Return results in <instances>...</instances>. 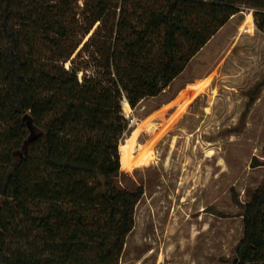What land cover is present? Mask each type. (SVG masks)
Returning <instances> with one entry per match:
<instances>
[{
    "label": "trees",
    "instance_id": "obj_1",
    "mask_svg": "<svg viewBox=\"0 0 264 264\" xmlns=\"http://www.w3.org/2000/svg\"><path fill=\"white\" fill-rule=\"evenodd\" d=\"M78 2L0 0V264H118L143 194L114 184L121 101L159 95L241 5L264 33V0H97L88 73L64 67ZM241 215L235 264H264V178Z\"/></svg>",
    "mask_w": 264,
    "mask_h": 264
},
{
    "label": "rangeland",
    "instance_id": "obj_2",
    "mask_svg": "<svg viewBox=\"0 0 264 264\" xmlns=\"http://www.w3.org/2000/svg\"><path fill=\"white\" fill-rule=\"evenodd\" d=\"M93 1L66 14L70 43L81 44L65 68L92 31L83 36ZM254 11L241 5L159 95L132 108L114 184L143 194L118 264L236 263L242 205L264 178V33ZM88 51L73 63L91 73Z\"/></svg>",
    "mask_w": 264,
    "mask_h": 264
},
{
    "label": "built area",
    "instance_id": "obj_3",
    "mask_svg": "<svg viewBox=\"0 0 264 264\" xmlns=\"http://www.w3.org/2000/svg\"><path fill=\"white\" fill-rule=\"evenodd\" d=\"M123 100L121 101V108H122V111H123L122 114H123V117L127 121V127L130 128L131 126H134V125L137 124V119L132 115V113H131L132 108L130 106H129V111L128 112H124V110H123V102H125L126 100L124 98H123Z\"/></svg>",
    "mask_w": 264,
    "mask_h": 264
},
{
    "label": "water",
    "instance_id": "obj_4",
    "mask_svg": "<svg viewBox=\"0 0 264 264\" xmlns=\"http://www.w3.org/2000/svg\"><path fill=\"white\" fill-rule=\"evenodd\" d=\"M24 119H27V115L24 116ZM27 125H30V121H27ZM98 181L101 183L102 189H104V179L101 176H98Z\"/></svg>",
    "mask_w": 264,
    "mask_h": 264
},
{
    "label": "bare ground",
    "instance_id": "obj_5",
    "mask_svg": "<svg viewBox=\"0 0 264 264\" xmlns=\"http://www.w3.org/2000/svg\"><path fill=\"white\" fill-rule=\"evenodd\" d=\"M250 17L251 16H249V18ZM123 110H124V112H128L129 111V105H128L127 101L123 102Z\"/></svg>",
    "mask_w": 264,
    "mask_h": 264
}]
</instances>
